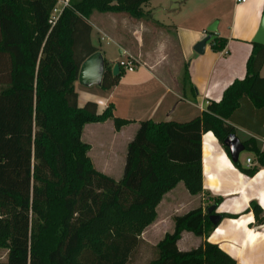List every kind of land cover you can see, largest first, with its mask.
Listing matches in <instances>:
<instances>
[{
	"label": "trees",
	"instance_id": "1",
	"mask_svg": "<svg viewBox=\"0 0 264 264\" xmlns=\"http://www.w3.org/2000/svg\"><path fill=\"white\" fill-rule=\"evenodd\" d=\"M147 1L70 0L52 24L56 0H0V58L7 66L0 75V247L8 251L0 264H127L167 191L180 181L192 195L202 191L203 133L211 131L223 144L237 124L264 137V45L253 43L245 77L199 116L139 122L119 180L93 166L90 146L81 140L83 126L109 117L116 128L129 121L114 117L111 105L100 114L93 101L78 105L79 67L100 50L91 41L89 17L94 10L141 17ZM183 65L181 91L194 98L188 64ZM106 68L101 87L108 89L121 69L112 76L107 63ZM243 145L264 165L253 141ZM233 164L249 176L257 170ZM250 210L264 223L257 203ZM215 226L202 206L175 215L173 230L154 245L148 264H237L207 240L178 248L182 231L205 236Z\"/></svg>",
	"mask_w": 264,
	"mask_h": 264
},
{
	"label": "crops",
	"instance_id": "2",
	"mask_svg": "<svg viewBox=\"0 0 264 264\" xmlns=\"http://www.w3.org/2000/svg\"><path fill=\"white\" fill-rule=\"evenodd\" d=\"M153 1L148 0L142 6L144 11L149 12L150 19L164 31L165 39L158 43V48L161 49L157 52L165 55L171 35L180 62L188 64L189 80L194 86L195 97L192 98L188 91L184 95L181 90L174 89L160 74L158 68L161 63L157 65L156 62L150 61V56L148 60L135 65L133 71L120 75L118 82L111 88L98 86L93 89L92 86H84L80 89L77 86L80 83L76 81L80 107L87 101H93L96 103L97 113L100 114L111 105L114 108V117L129 121L116 128L113 117H109L103 122L86 123L81 132V140L90 146L87 155L93 166L116 181L122 177L123 170L121 176L116 177L111 165L119 162L124 168L127 144L133 138L140 121H189L199 116L209 102H219L224 90L235 79L245 77L246 63L253 49L252 39L264 13V0H246L243 3L231 0L230 5L225 0ZM90 18L91 41L94 45L98 46L93 42V32L98 40L106 38L113 42L118 52L122 51L119 52L120 55H129L128 46L121 35L104 31L98 21ZM211 26L214 31L205 43L204 52L196 54L194 45L208 35V28ZM142 40L140 39L139 45L144 43ZM213 44H222V47L214 50ZM99 48L98 51L111 68L117 60H107L104 50ZM259 75L264 76V63ZM110 89L112 91L107 93ZM207 134L211 146L209 153L205 155ZM234 134L242 144L244 141H253L264 153V137L237 124H234ZM201 138L202 191L195 195L189 193L188 208L180 210L179 206L183 203L174 193L178 182L162 196L157 205L156 218L146 226L140 238L156 244L162 238L152 242L153 229L170 223L171 231L173 230L172 218H166V222H162L170 213L174 216L181 215L198 206H202L203 211H206L210 205H215V213L232 216L221 217L205 236L182 231L177 241L178 248L189 250L207 240L217 244L235 259L237 264H264V223H258L250 210L251 204L257 203L264 211V165L258 163L252 150L244 147L238 155L239 163L244 168H257L252 176L246 175L234 166L223 144L211 131L203 133ZM120 143H123V146L118 149L117 144ZM245 150L249 154L242 159L240 155ZM248 157L251 158L250 164L246 162ZM161 208L165 209V212L159 215ZM171 231L169 229L166 232Z\"/></svg>",
	"mask_w": 264,
	"mask_h": 264
},
{
	"label": "rangeland",
	"instance_id": "3",
	"mask_svg": "<svg viewBox=\"0 0 264 264\" xmlns=\"http://www.w3.org/2000/svg\"><path fill=\"white\" fill-rule=\"evenodd\" d=\"M159 0H154L153 3ZM168 1V0H167ZM179 1V0H178ZM226 3L229 5L231 4V0H225ZM145 3V2H144ZM143 3V4H144ZM194 3V2H193ZM143 4H141V10L143 15L141 17H137L134 15H131L129 13L125 12H118V11H97L94 10L90 16L94 21H98L99 24L102 25L104 31H108L110 34L114 35H121L124 39V43L127 44L129 49V56L132 58L134 65H139L143 63L144 61L149 59L150 61L156 62L160 64L159 71L161 72L162 76L166 78V81L176 90H181V82L184 72V65L180 62L178 58V54L176 52V48L174 45V40L172 39V36L170 35L169 41L167 43L168 48H166V53L163 55V53L157 52L158 49V43L163 42L165 39L164 31H161V28L154 22L152 19H150L149 12L144 11ZM90 18V17H89ZM90 18V19H91ZM143 24L145 26H143ZM140 36V37H139ZM93 42L96 43L99 47L104 50V54L107 60H117L125 59L126 55H120L118 52V48L116 45L111 42L110 40L104 38L103 40H98L96 37L95 32H93ZM137 37V38H136ZM140 39H143V44L139 45ZM141 42V43H142ZM139 45V46H138ZM161 49V48H160ZM149 52V54H148ZM153 52V54H151ZM152 57H151V55ZM154 58V59H153ZM6 61L5 58H0V75H5L6 70ZM158 71V70H157ZM126 72H128L125 69H121V76L124 75ZM120 76V77H121ZM78 88L83 89L84 86L77 84ZM93 89H97L95 87L98 86H92ZM120 87V86H119ZM121 88V87H120ZM110 89L107 93L111 92ZM115 102V101H114ZM112 108V113H113ZM143 112H141L142 114ZM145 118V117H142ZM105 132L107 131V128L104 129ZM107 136V133L106 135ZM95 138L94 136H92ZM92 138V140H93ZM107 139V138H106ZM123 146V143L117 144V148ZM98 152V148L96 146V152ZM249 152L247 150L243 151L240 155V157L243 159L246 155H248ZM111 170L113 172V175L116 177L121 176L122 170H123V164L115 163L111 165ZM175 196L179 200L182 201V206H179L180 210H183V208H188V205L190 203L189 201V193L186 190L183 182H179L174 190ZM157 209V206H156ZM186 210V209H185ZM165 212V209H162L158 211L159 215L161 212ZM174 215L170 213L167 217L162 219V222L165 223L166 220L172 218L173 220ZM167 218V219H166ZM172 224H165L164 226L157 227L156 229L152 230V236L154 239H152V242H157L160 238H162L164 232L167 230L172 229ZM142 239V238H141ZM143 242L140 243V245L137 247V249L132 253L130 260L127 264H148V262L155 257V244H151L148 241H145L142 239ZM194 242V241H193ZM193 246V245H189ZM190 248V247H189ZM7 249L0 247V263H5L7 260Z\"/></svg>",
	"mask_w": 264,
	"mask_h": 264
},
{
	"label": "water",
	"instance_id": "4",
	"mask_svg": "<svg viewBox=\"0 0 264 264\" xmlns=\"http://www.w3.org/2000/svg\"><path fill=\"white\" fill-rule=\"evenodd\" d=\"M208 30V35L194 45V51L196 54H202L204 52L205 43L210 39L214 27L211 26ZM252 42L264 45V13ZM119 52L121 53L122 51L119 50ZM106 69V62L102 53L100 51H95L81 63L77 75V81L86 87L101 86ZM110 71L112 76H117L119 74L120 67L118 62H115L112 65ZM223 145L228 149L231 161H238L239 153L244 150V145L239 138L234 133H231L225 137ZM214 208L215 205H210L207 208V213L209 214L210 221L213 224H217L221 216L216 213H211Z\"/></svg>",
	"mask_w": 264,
	"mask_h": 264
},
{
	"label": "built area",
	"instance_id": "5",
	"mask_svg": "<svg viewBox=\"0 0 264 264\" xmlns=\"http://www.w3.org/2000/svg\"><path fill=\"white\" fill-rule=\"evenodd\" d=\"M245 1L246 0H235L236 3H243ZM69 2H70V0H56V5L53 8L52 13L50 15V19H49L50 23H52V24L55 23V21L57 20L59 14L61 13L62 9L64 7L69 6ZM117 62L119 64L120 69H125L127 71H133L134 68H135L134 62H133L132 58L129 55H127V57L125 59H120ZM246 162L248 164H250L251 163V158L248 157L246 159Z\"/></svg>",
	"mask_w": 264,
	"mask_h": 264
},
{
	"label": "bare ground",
	"instance_id": "6",
	"mask_svg": "<svg viewBox=\"0 0 264 264\" xmlns=\"http://www.w3.org/2000/svg\"><path fill=\"white\" fill-rule=\"evenodd\" d=\"M210 142H209V134H207L206 136H205V151H204V153H205V155H207L208 153H209V151H210ZM211 178V177H210ZM241 224H242V222H241Z\"/></svg>",
	"mask_w": 264,
	"mask_h": 264
}]
</instances>
